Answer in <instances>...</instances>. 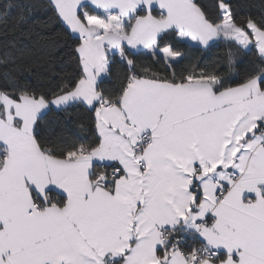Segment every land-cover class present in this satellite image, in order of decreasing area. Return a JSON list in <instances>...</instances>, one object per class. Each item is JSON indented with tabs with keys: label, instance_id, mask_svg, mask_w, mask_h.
<instances>
[{
	"label": "snow or ice",
	"instance_id": "snow-or-ice-1",
	"mask_svg": "<svg viewBox=\"0 0 264 264\" xmlns=\"http://www.w3.org/2000/svg\"><path fill=\"white\" fill-rule=\"evenodd\" d=\"M0 264H264V0H0Z\"/></svg>",
	"mask_w": 264,
	"mask_h": 264
}]
</instances>
